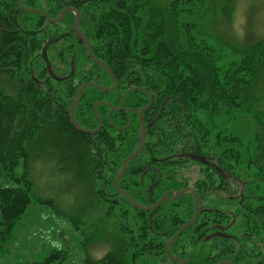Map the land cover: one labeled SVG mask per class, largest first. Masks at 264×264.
Wrapping results in <instances>:
<instances>
[{"label": "trees", "instance_id": "1", "mask_svg": "<svg viewBox=\"0 0 264 264\" xmlns=\"http://www.w3.org/2000/svg\"><path fill=\"white\" fill-rule=\"evenodd\" d=\"M151 1L23 0L25 8L41 9L51 19L64 7L76 10L77 28L88 38L92 55L117 80L112 91L92 86L83 90L74 109L81 127L96 126L95 102L116 104L127 89L136 88L122 101L123 107L132 109L121 111L120 118H114L116 113L106 105L97 106L103 126L95 134H86L75 130L67 116L78 87L85 82L110 87L113 82L101 65L92 62L84 42L75 38L74 14L66 11L60 22L51 23L40 13L23 10L19 0H0V75L4 80L0 85V253L32 197L45 202L34 196L28 177L31 147L56 145L57 167L70 147L90 177L94 206L84 213L90 219L89 236L105 226L121 236L119 250L96 260L86 256L84 264H173L165 245L192 218L193 194L184 191L175 200L145 211L113 186L123 159L138 146L139 121L134 110L146 105L150 94L151 106L143 114V150L128 161L118 186L144 207L185 187L197 192L196 221L170 245L171 254L184 264L223 260L264 264V252L257 246L264 239V186L252 196L248 181L231 171L227 164L241 166L243 154L235 135L222 134L226 130L221 123L231 110L242 107L264 64V39L226 62L227 54L220 55L221 49L207 40L188 36L181 42L170 33L178 25L175 6L179 0L166 8ZM212 162L224 174L230 170L231 178H223ZM19 164L23 172L16 175ZM254 184L260 188L259 182ZM249 197L259 199V204L249 206ZM210 198L234 205L232 209L216 203L209 206ZM81 221L74 222L77 231L85 220ZM236 224L239 232L232 231ZM65 258L63 251L52 250L26 264H63Z\"/></svg>", "mask_w": 264, "mask_h": 264}, {"label": "rangeland", "instance_id": "2", "mask_svg": "<svg viewBox=\"0 0 264 264\" xmlns=\"http://www.w3.org/2000/svg\"><path fill=\"white\" fill-rule=\"evenodd\" d=\"M172 1L152 0L151 4L166 8ZM175 11L178 25L171 27L170 33L177 34L181 42L188 36L207 40L212 47L221 49L220 55L227 54L226 62L237 59L246 47L264 39V0H179ZM3 83L0 75V85ZM249 88L242 107L231 110L221 123L226 130L222 134L235 135L243 154L241 166L235 167L233 162L227 165L238 179L248 181L247 189L254 196L264 186V64ZM30 151L28 177L33 181L34 196L45 202L32 197L5 245L6 250L0 253V264L39 261L52 250L65 253L63 264H84L86 256L96 260L110 250H119L121 236L111 226L100 227L89 236L90 219L84 213L94 206L93 187L77 155L69 150L60 161L62 166L57 167L58 157L52 146L39 150L31 147ZM22 172L19 164L15 173ZM255 182H259V189ZM247 202L254 207L259 199L249 197ZM215 203L230 209L234 205L233 201L210 198L209 206ZM76 219L81 223L85 220L80 231L75 228ZM237 229L236 224L232 231L239 232ZM261 240L257 246L263 253L264 239Z\"/></svg>", "mask_w": 264, "mask_h": 264}, {"label": "water", "instance_id": "3", "mask_svg": "<svg viewBox=\"0 0 264 264\" xmlns=\"http://www.w3.org/2000/svg\"><path fill=\"white\" fill-rule=\"evenodd\" d=\"M19 6L25 10L26 12H34V13H40L42 15L45 16L46 19H48L50 22H59L65 11H72L74 14H75V20L73 22V30H74V34L76 36L77 39L79 40H82L84 43H85V47H86V51H87V54L88 56L90 57V59L92 60V62H94L95 64H98V65H101L107 72V74L110 76L112 82H113V85L110 86V87H106V86H101V85H98L96 83H93V82H85V83H82L78 89H77V92H76V96L74 98V100L72 101L71 105H70V110H69V118H70V121L72 123V125L74 126L75 129H77L78 131L80 132H83V133H89V134H94L96 132H98L100 130V127H101V124H102V121L101 119L98 117L97 115V112H96V107L97 105L99 104H104L105 102L103 101H100V102H96L93 106V110H94V113L98 119V126L96 129H93V130H88V129H85L83 127H81L77 122L76 120L74 119V116H73V110H74V107L76 106V104L80 101L81 99V95H82V92L83 90L86 88V87H89V86H92V87H95L99 90H102V91H112L114 90L116 87H117V80L114 76V74L112 73V71L109 69V67L100 59L94 57L91 53V49H90V44H89V41L87 39V37L82 33L80 32L78 29H77V24L80 20V15L79 13L74 10L73 8L71 7H66L64 8L60 15L56 18V19H51L49 17V15L41 10V9H38V8H25L23 6V0H19ZM134 89V88H132ZM132 89H130L129 91H131ZM123 99V98H122ZM150 103H151V98L149 100V103L142 107L140 109V111L138 112V117H139V123H140V133H139V136H138V148L132 152L131 154H129L128 156H126L123 161H122V166H121V170L118 172V174L115 176L114 180H113V186L114 188L116 189V191L118 193H120L121 195H123L133 206H135L136 208L140 209V210H145V211H150V210H153L155 208H157L159 206V204L163 201H172V200H175L177 197H179L184 191H190L192 194H193V204H194V214L192 216V218H190L188 221H186L184 224H182L178 230L176 231V233L173 235V237L168 240V242L166 243L165 245V252L169 258V260L171 262H173V264H184V261L179 258V257H176V256H173L170 252V245L172 243H174L178 238L179 236L181 235V233L189 226H191L197 219L198 217V213H199V208H200V204H199V196L197 194L196 191H194V189L192 187H185L175 193H173L170 197H167V196H161L154 204H152L151 206L149 207H144L138 203H136L134 201V199L124 190H122L119 186H118V180L121 176H123V174L125 173V170H126V167H127V163L129 160H131L132 158H134L136 155H138L142 149V146H143V142H144V138H145V134H146V130H145V125H144V121H143V112L146 111L149 106H150ZM109 106H111V108H114V106L110 103H107ZM122 104V102L120 103V105ZM117 109H119V107H117ZM215 264H234L233 262L231 261H228V260H223V261H219Z\"/></svg>", "mask_w": 264, "mask_h": 264}, {"label": "flooded vegetation", "instance_id": "4", "mask_svg": "<svg viewBox=\"0 0 264 264\" xmlns=\"http://www.w3.org/2000/svg\"><path fill=\"white\" fill-rule=\"evenodd\" d=\"M64 8H66V7H64ZM64 8H63V9H64ZM63 9H62V10H63ZM62 10H61V11H62ZM65 12H66V11H65ZM69 12H72V11H69ZM60 13H61V12H60ZM72 13H73V12H72ZM73 14H74V13H73ZM63 16H64V15H63ZM74 16H75V14H74ZM62 18H63V17H62ZM61 20H62V19H61ZM61 20H60V21H61ZM74 20H75V18H74ZM74 20H73V22H74ZM47 21L50 22L48 19H47ZM60 21H59V22H60ZM79 21H80V20H79ZM73 22H72V29H73ZM51 23H58V22H51ZM78 23H79V22H78ZM77 26H78V24H77ZM77 29H78V28H77ZM78 30H79V29H78ZM79 31H80V30H79ZM80 32H81V31H80ZM73 33H74V30H73ZM84 35H85V34H84ZM74 36H75V34H74ZM75 38H76V36H75ZM76 39H77V38H76ZM87 39H88V38H87ZM77 40H79V39H77ZM81 41H82V40H81ZM88 41H89V40H88ZM82 42H83V41H82ZM84 44H85V43H84ZM89 44H90V43H89ZM47 63H48V62H46L47 72H48V74H50V75L52 76L53 74H52V72H51V70H50V66H49V64H47ZM53 77H54V76H53ZM116 88H117V87H116ZM116 88H115V89H116ZM133 88L136 89L135 87H133ZM130 89H132V88L127 89V90L121 95V98H120V100L118 101V103H116V104H112V105L114 106V108H111V106H109V105L107 104V103H110V102H107V101L105 102V101H103V102L106 103V104L104 103V105H106V106L109 108V109H108L109 111L112 110L113 112L116 113V115H114V118H116V119H117V118H120V114H119V113H120L121 111H124L125 113H128V112L130 111V109H132V108H130V107H123L122 104L120 105V103L124 100V98H125V96L127 95V93L130 92V91H129ZM132 90H133V89H132ZM132 90H131V91H132ZM81 96H82V95H81ZM122 98H123V99H122ZM148 98H149V100H150V98H151V103H152V97H151L150 94H148ZM73 100H74V99H73ZM73 100H72V101H73ZM149 100H148V103H149ZM98 102H100V101H98ZM71 103H72V102H71ZM71 103H70V105H71ZM95 103H96V102H95ZM95 103H94V104H95ZM148 103H147V104H148ZM151 103H150V106H151ZM94 104H93V106H94ZM110 104H111V103H110ZM147 104H146V105H147ZM70 105H69V108H68V114H67L69 121H70V118H69ZM76 105H77V104H76ZM99 105H101V104H99ZM99 105H97V106H99ZM146 105H144V106H146ZM144 106H142V107H144ZM150 106H149V108H150ZM75 107H76V106H75ZM75 107H74V109H75ZM117 107H119V109H117ZM142 107H141V108H142ZM92 108H93V107H92ZM141 108H140V109H141ZM149 108H148V109H149ZM96 109H97V107H96ZM140 109H139V110H134V109H133V110L136 112L137 117H138V112L140 111ZM148 109H147V110H148ZM147 110H146V111H147ZM146 111H144L143 114H144ZM96 112H97V111H96ZM93 113H94V110H93ZM94 115H95V113H94ZM97 115H98V114H97ZM107 115H108V114H107ZM73 116H74V110H73ZM98 117H99V116H98ZM95 118H96V121H97L96 126H95L94 128H91V129H89V128H85V129L93 130V129H96V128H97L99 122H98V119H97L96 115H95ZM99 118H100V117H99ZM106 118H107V117H106ZM106 118H105V119H106ZM100 119H101V121H102V124H101V127H102V126H103V120H102V118H100ZM138 121H139V117H138ZM143 121H144V119H143ZM70 124H71V126L74 128V126L72 125L71 121H70ZM144 125H145V130H146V124H145V122H144ZM101 127H100V129H101ZM74 129H75V128H74ZM75 130H77V129H75ZM79 132H80V131H79ZM82 133H83V132H82ZM96 133H97V132H96ZM139 133H140V123H139ZM86 134H89V133H86ZM94 134H95V133H94ZM145 135H146V134H145ZM138 136H139V135H138ZM69 139H70V138H69ZM144 139H145V138H144ZM137 140H138V138H137ZM143 144H144V142H143ZM143 147H144V145L142 146L141 151L143 150ZM53 148H54V149H57V148H55V146H54ZM137 148H138V146H137ZM137 148H136V149H137ZM58 150H59V149H58ZM58 150H57V151H58ZM66 150H71V149H70V147H66ZM57 151H56V152H57ZM141 151H140V152H141ZM70 152L73 153L72 150H71ZM130 154H131V153H130ZM191 155H192V154H191ZM136 156H137V155H136ZM136 156H135V157H136ZM83 165H85V164H83ZM210 165H211V166H212V167H213V168H214V169H215V170H216V171H217V172H218L223 178H225V179H230V178H231V173H230V171H229L228 173L224 174L223 171H222V169H221L218 165H216L215 163L212 162V163H210Z\"/></svg>", "mask_w": 264, "mask_h": 264}]
</instances>
